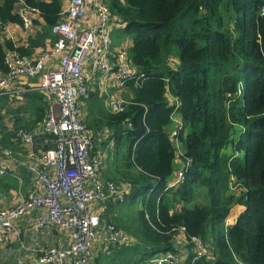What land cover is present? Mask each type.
<instances>
[{
    "label": "trees",
    "instance_id": "obj_1",
    "mask_svg": "<svg viewBox=\"0 0 264 264\" xmlns=\"http://www.w3.org/2000/svg\"><path fill=\"white\" fill-rule=\"evenodd\" d=\"M102 1L124 23L119 32L130 37L126 51L137 73L125 81L119 112L89 92L84 122L93 152L106 154L104 183L131 187L124 203L107 206L141 205L127 219L104 214L127 236L105 249L134 254L137 261L130 264H149L166 253L179 264H264V0ZM22 2L39 13L43 28L27 45L0 35L2 74L11 52L29 56L51 37L63 4L1 0L0 32L8 23L22 26ZM47 112L41 91L27 92L23 102L0 96V154L17 149L18 129H38L36 142L49 138L39 128ZM174 113L181 126L171 135ZM230 146L235 152L225 151ZM177 159L189 164L183 179L169 187ZM9 182L7 188L17 187ZM232 183L240 196L230 194ZM237 204L244 209L226 226ZM195 237L211 242L210 255H198ZM175 238L186 243L184 255Z\"/></svg>",
    "mask_w": 264,
    "mask_h": 264
},
{
    "label": "built area",
    "instance_id": "obj_2",
    "mask_svg": "<svg viewBox=\"0 0 264 264\" xmlns=\"http://www.w3.org/2000/svg\"><path fill=\"white\" fill-rule=\"evenodd\" d=\"M89 4H93L99 19L91 27L83 28L80 21L87 14ZM28 11L34 9L22 2L19 13L24 29L32 23ZM262 11L264 14V8ZM59 16L51 27L56 39L50 50L37 57L11 52L6 58L8 71L0 73V96L22 101L32 90L45 94L48 112L39 128L50 135L36 142L38 129L16 131L19 145L27 150L28 169L43 191L29 189L15 205L0 208V244L8 241V234L19 218L28 211L40 210L34 219L36 228L55 225L71 233L68 245L49 246L37 252L35 264H93V250L100 241L106 245L127 242V236L112 223L103 224L101 214L106 206L100 208L109 202L124 203L131 187L104 183L100 169L106 154L92 151V134L84 122L82 98L85 99L91 85L96 84L105 108L112 113L119 112L124 98L112 96L111 83L123 87L137 72L126 49L120 48L116 54L110 51V20L123 22L112 16L102 0H68ZM55 60L57 65H52ZM31 78H35L36 83L25 81ZM12 154L10 150L1 152L5 156ZM188 164V161L183 162L174 180L168 183L169 187L183 179ZM10 172L9 166L0 162V176ZM231 179L235 181L234 177ZM194 241L197 247L202 243L197 237ZM197 252L199 256L211 254L204 246H199ZM162 255L155 257L153 264H179L175 255Z\"/></svg>",
    "mask_w": 264,
    "mask_h": 264
},
{
    "label": "crops",
    "instance_id": "obj_3",
    "mask_svg": "<svg viewBox=\"0 0 264 264\" xmlns=\"http://www.w3.org/2000/svg\"><path fill=\"white\" fill-rule=\"evenodd\" d=\"M120 1L124 2L125 0ZM67 3L68 0H63L62 9L67 6ZM27 14L32 20L31 26L28 29H24L21 25L8 23L4 30L0 32V35L4 38H10L15 46L27 45L29 39H35L37 34L42 31L43 22L38 12L28 11ZM98 19L99 16L97 10L93 4H89L87 14L80 21V25L83 28H89L97 23ZM123 25L124 23L121 24V27H123ZM49 34L51 37H46L43 41H40V44H36L34 50L29 56L37 57L42 52L50 50L56 36L52 31ZM111 39V52L115 54L120 48L126 49L131 42L129 39L127 43L113 46L112 43L114 38L111 36ZM52 65H57L56 60ZM23 80L24 79H22V81ZM25 81H27V83H36L35 78L26 79ZM110 91L112 96L117 98H122V93H127L124 86H117L114 82L111 83ZM6 124L10 126L11 121L6 120ZM178 126H181L180 116L178 113H174L172 116V124L168 128L169 133L171 134L175 132ZM180 148L181 147L178 144V146L175 147V151H179ZM12 153L11 156L0 154L1 164H6L11 169L10 173L0 176V208L15 205L20 200L21 195L29 189H34L38 192L43 191V188L36 184L33 173L28 169L30 160L27 157L26 148L17 144V149ZM180 166H182V160H175V171L168 180L173 178V175H175ZM13 180L17 182V187L7 188L6 184H8L9 181V183L13 182ZM105 206H107V204L103 205L100 209L102 210ZM243 209V205H235L226 220V226L233 224ZM39 211L40 210L28 211L14 223L13 231L8 234V241L4 244H0V264H35L37 252L40 250L49 246L64 247L69 244L71 233L69 229L60 228L55 225H48L41 229L35 227L34 219ZM35 249H37V251L34 253Z\"/></svg>",
    "mask_w": 264,
    "mask_h": 264
},
{
    "label": "rangeland",
    "instance_id": "obj_4",
    "mask_svg": "<svg viewBox=\"0 0 264 264\" xmlns=\"http://www.w3.org/2000/svg\"><path fill=\"white\" fill-rule=\"evenodd\" d=\"M110 22L112 24L111 36H112V38H114L112 45L113 46H118L120 44L127 43V41H129L130 37L124 35L121 31L119 32V29H122L121 24H117L112 19L110 20ZM115 32H117V33H115ZM112 50H113V48H112ZM110 51H111V49H110ZM89 92L90 93H95V92L99 93L98 86H96V84H92L91 87H90V90L88 91V93ZM85 99H83L82 106L85 108V113H86V101H85ZM101 99H102V97H101ZM171 124H172V122H171ZM234 132H235L234 135H237V136L239 135L238 134L239 133V129H236ZM225 151L228 152V153L235 152V150H234V148L232 146L228 147ZM105 158H106V155H105ZM105 167H106L105 164L101 166V169H100L101 176L103 175ZM181 167L182 166H180L177 169V171H179L181 169ZM235 189H236V186L234 185V183H232V185L230 186V189H229L230 190L229 191L230 194L236 195V196H240L241 194L236 192ZM136 207L137 208L141 207L139 201L135 202V203H131V205L129 204L128 206L124 205V206H122V208H120V207H118L117 209L114 208V210H111L109 206H106L104 208V211H103L104 213H102L101 215H102V218H104L106 215H107L106 218H109V216L112 215V214H118L120 217L122 216L124 219H127V218H129V216L131 217V214L135 211ZM104 214H106V215L104 216ZM105 222H108V221L104 218L103 219V224ZM225 225H226V223H225ZM225 229H226V227H225ZM212 238H213V233H210L209 237H208L209 241L212 240ZM175 240H176L175 241V246H176L177 251L179 252V255H184L186 253L185 252L186 243L183 244L182 241L178 240L177 238H175ZM199 246H204L205 248H209L211 250V252H212L211 242L202 241V243H200ZM117 250H119V249H117ZM117 250H113L111 252V249H105L104 241H100L99 243H97L95 245L94 250H93V252H94L93 254H95L93 262H94L95 258L98 259V262L94 263V264H130V262L132 260L133 261L134 260L137 261V257L134 254L131 257H129L128 255L121 256L122 254H119L118 252H116ZM164 255H162V256H164ZM170 256H172V255H170ZM130 259H132V260H130ZM153 260H154V258H152L149 261V264H150V262H153Z\"/></svg>",
    "mask_w": 264,
    "mask_h": 264
},
{
    "label": "water",
    "instance_id": "obj_5",
    "mask_svg": "<svg viewBox=\"0 0 264 264\" xmlns=\"http://www.w3.org/2000/svg\"><path fill=\"white\" fill-rule=\"evenodd\" d=\"M259 13H260V14H262V13H263L262 9L259 11ZM122 106H123V105H122Z\"/></svg>",
    "mask_w": 264,
    "mask_h": 264
}]
</instances>
